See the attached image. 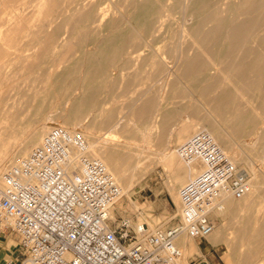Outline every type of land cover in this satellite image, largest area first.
<instances>
[{
    "label": "rangeland",
    "instance_id": "1",
    "mask_svg": "<svg viewBox=\"0 0 264 264\" xmlns=\"http://www.w3.org/2000/svg\"><path fill=\"white\" fill-rule=\"evenodd\" d=\"M88 1L98 9L108 10L104 20L98 22L94 11L89 20L78 21V13L85 8L78 6L76 10V2L68 7L64 3L52 7L46 0L38 3L37 0H0V75L5 76L0 85V97L4 98L0 125L6 130L0 139V153H15L21 141L38 130L40 133L43 124L48 127L41 138L50 128L63 127V117L69 113L72 103L84 96L86 114L82 116L81 126L74 130L83 133L88 142H102L108 125L116 122V139L128 143L135 152L142 148L148 151L145 153L159 151L167 143V151L172 152L197 133V125L203 122L218 130L226 129L253 163H261L264 70L259 75L249 72L241 76L227 69V64L244 57L259 65L264 55V24L252 28L249 36L238 40V45L231 46L229 53L224 54L220 48H229V43L209 33L214 28L212 22H203L181 36L180 11L168 10L169 18L162 19L164 26L150 34L145 22L120 20L119 13L128 17L134 6L132 0ZM170 3L164 0L161 8ZM223 6L215 5L220 15L227 16ZM15 15L18 20L13 18ZM242 17L236 16L238 20ZM107 57H112L110 63L105 62ZM98 62L104 66L99 77L92 69ZM196 67L200 69L195 71ZM1 93L5 94L1 96ZM221 95L219 102L214 101L215 96ZM145 100H149L147 116L140 112ZM216 107L219 108L217 113ZM207 110L214 119H210ZM237 113L240 114L238 119ZM238 123L243 128L247 124L249 128L234 132ZM145 127L152 130L150 137L143 141L137 129ZM186 128L193 130L178 140L176 136ZM254 141L257 144L252 148ZM150 161H140L149 168L136 177L137 184L129 190L132 201L123 202V208L119 213L116 211L114 219L108 217L112 227L121 220H128L133 227L146 224L149 231L165 230L178 224L181 213L178 191L190 179L180 176L171 181L162 164ZM3 164L0 170L9 167L7 160ZM239 168H247V165H239ZM182 179L181 184L174 186ZM263 208L264 202L253 215L263 212ZM246 215L239 213L230 223L227 232L234 239L230 247L221 243L226 264H264V227L258 224L262 219L248 220ZM213 220L215 226L220 222ZM240 238H249L251 242L240 244ZM8 242L14 247L8 248ZM17 245L14 234L0 238V264L15 257ZM181 252V260L176 264H183Z\"/></svg>",
    "mask_w": 264,
    "mask_h": 264
},
{
    "label": "built area",
    "instance_id": "2",
    "mask_svg": "<svg viewBox=\"0 0 264 264\" xmlns=\"http://www.w3.org/2000/svg\"><path fill=\"white\" fill-rule=\"evenodd\" d=\"M176 154L185 164L199 160L202 166L178 191V224L149 231L121 220L112 227L108 212L120 187L101 161L88 156L80 131L50 128L23 161L3 172L0 238L14 234L18 240L15 257L4 264H176L182 253L175 240L209 236L223 197L240 199L250 187L246 171L205 131Z\"/></svg>",
    "mask_w": 264,
    "mask_h": 264
},
{
    "label": "bare ground",
    "instance_id": "3",
    "mask_svg": "<svg viewBox=\"0 0 264 264\" xmlns=\"http://www.w3.org/2000/svg\"><path fill=\"white\" fill-rule=\"evenodd\" d=\"M38 1L43 2L45 0H37V3ZM47 1L51 3V6L53 5L52 7H54V5L59 6L61 3H64L68 7L72 2H76L77 4L75 6V9L78 6H80L81 8H85V11L78 13L76 18L78 21L89 20L92 13L95 11L96 14L95 19H97L99 22L106 18L105 15L106 12H108V10L98 9L96 4H92V2L88 0H86L82 4L81 2L83 0L81 2H77L76 0L73 1L46 0V2ZM163 1L164 0H132V2H134V6L130 10L128 17L125 14L119 13L120 20L128 22L131 19V20H136V21L140 20L142 22H145V24L148 27L147 31H149L150 34H153L154 32H159V29H161L162 26H164L163 24L164 21L162 19L165 17L169 18L170 16L169 11L179 10L180 20L182 22L181 26L179 27V33L181 36L186 35L187 31L193 30L195 26L203 22H212L214 24V28L209 30V33H211L212 35H217L221 39L224 38L225 39L224 41L225 42L228 41L227 43H229V48L228 46H226L227 48L225 47L220 48L223 50L222 52L224 54H228L229 51L231 50V46H235L238 40L249 36L251 34L250 32L252 28H254L256 25L264 24V0H236L234 2H229V3H227V1H233V0H170L171 3L169 4L168 7L161 8V3ZM215 5L217 6L224 5L227 12V16L220 15ZM230 15H233V17H230ZM239 15L243 16L241 20H238L236 18V16ZM15 16L16 17L13 18L18 20V16L17 15ZM20 18L22 19V17ZM68 19L71 20L70 17ZM189 25L191 26L188 29ZM261 29H263V27ZM256 32L259 31L257 30ZM257 39H259L258 36ZM243 51H245L247 54L249 53L248 50L244 49ZM258 63L259 65L256 64L255 61L247 60L243 57L241 59H237L236 61L235 60L230 61V63L227 64L228 65L227 69L235 70L241 76L249 72H253L256 75H259L260 73L262 74L264 70V55L262 56V58L259 60ZM103 67L104 66L102 62H98L92 65V69L94 70L96 75H99V73L102 72V70L104 69ZM4 78L5 76L1 77L0 75V85L2 84ZM1 94H2L1 96H3L5 93H1ZM221 98H223L222 95L220 97H216L215 101L219 102ZM2 99L4 98L0 99V108L4 104ZM262 101L264 103V96L262 97ZM12 105L11 107L13 108ZM86 105L87 104H86V100H84V96L75 100L71 105V109L69 113L63 117V124H62L63 127L70 132L75 131L74 130L75 127L79 126L81 123L82 116L86 114V107H87ZM89 106L90 104L88 102V107ZM216 108H217L216 110L217 113L219 112V108L218 107ZM206 113L208 114L209 117L211 116L209 110H207ZM239 116L240 114L237 113L236 119H238ZM210 119H214V118H212L211 116ZM47 120L49 121L50 119L48 118ZM114 123L112 125L110 124L108 125L105 134L106 136L102 138L103 140L100 139L102 140V142H96V141L88 142L86 140L85 135L82 133L87 143L88 156L90 158L101 161L106 167V169L109 171V173L112 175V177L114 178L116 184H118V186L121 189L120 197L114 204L117 205L115 207L113 205L108 212V217H110L111 219H114V215L116 211L119 213V211L123 208V204H122L123 202L132 201L130 198L129 190L137 184V181L135 180L136 177L145 174L146 171L148 170L149 166L144 167L142 164H140V161L143 160L147 162L150 161V159H151L150 162L158 161L167 170L169 175L168 178L171 181L179 178L180 176L183 179H192L193 175L195 176V174L197 175V173L201 172L202 166L199 160H196L190 164L184 163L182 165L178 161L179 157L176 154V150L172 152L167 151V146H169V143H167L166 148L162 150L149 152L151 155L149 153H145L148 152V151H144L145 148H142L139 152H135L134 148L130 146L128 143L126 142L122 143V141L116 139L117 138L115 133L116 126L114 125ZM69 126H72L73 130ZM245 126H244L245 128H243V125H240L238 123V125L234 129V132L235 131L244 132L246 128H249L247 124ZM47 127L48 126L43 124L40 133L38 132L39 131L38 130L36 133H33L32 136L27 137L26 135L25 136L27 137L26 139L21 141V143L18 142L19 149L15 153L10 155V153L5 154L4 152H1L2 154L0 153V165L3 164L5 160H7L9 167L15 166L19 164L21 161H23L27 157L26 155L28 154L30 149L32 147L34 148L37 147L41 143V139H42L41 133H45V129H47ZM196 129L197 132L199 131L207 132L212 137V139L214 140L215 144L219 147L221 152L232 162V164H234L237 167H239V165L242 164L247 165V168H241V169L246 171V173L250 176V187L248 193L245 194V196H243L240 199H235L231 196L223 197L222 199L223 208L212 216V218L214 219L215 218L219 219L220 222L218 223L217 226H215V229L209 235V237L207 236L208 238L212 239L213 243H223L227 247H230V244L234 242V239L230 238L229 236L230 234L227 232V230L229 229L230 223L232 222L233 218H235L237 214L242 212L247 213L246 217L248 220L249 219L258 220L259 219L258 217H260L262 221L259 223L258 220V224L261 228L264 227V210L263 212L260 211L259 214L253 215V213L257 212V207L260 206L262 202H264V154L259 156L261 163L257 165L253 163L249 155L243 152V149L241 148L239 143L231 139L228 133H226L227 132L226 129L220 128V130H218L219 129L218 127L207 125L203 122L201 123V125H197ZM137 130L139 131V136L141 140L144 141L145 139L150 137L151 129L145 127L144 129L141 130L137 129ZM191 130H193V128H186L182 130V132L179 133L180 135L178 134L176 137L179 140L181 139L179 137L187 136ZM5 131L6 130L0 125V139L4 135ZM7 138L10 137L8 136ZM21 139H23V137H21ZM256 144L257 143L254 141V143L252 144V148ZM164 153L167 155H165ZM226 153H229L230 158ZM6 168L0 170V185L2 184V175ZM71 170H76V164L71 167ZM183 179L178 180L174 184V186L181 184L183 182ZM174 186L171 185L169 189L172 190ZM185 238L186 237H184V235H181L175 240V245L178 246L179 249L183 251V259H184ZM238 241L241 244L244 242H251V239L240 238ZM7 247L12 248L14 246H12V242H8ZM255 264H261V263L258 262Z\"/></svg>",
    "mask_w": 264,
    "mask_h": 264
},
{
    "label": "crops",
    "instance_id": "4",
    "mask_svg": "<svg viewBox=\"0 0 264 264\" xmlns=\"http://www.w3.org/2000/svg\"><path fill=\"white\" fill-rule=\"evenodd\" d=\"M111 60L112 57H107L105 62L110 63ZM197 69L198 68H194L195 71H198ZM100 75L101 73L97 76L99 77ZM213 99L215 101L216 96ZM148 102L149 100H145L144 104L140 106L142 108L140 112L146 116L148 110L146 105H148ZM201 123H199V125H201ZM149 129L152 130V127H149ZM166 146L164 148H166ZM184 244V264H226L225 256L220 249L221 243H213L211 238H185Z\"/></svg>",
    "mask_w": 264,
    "mask_h": 264
}]
</instances>
